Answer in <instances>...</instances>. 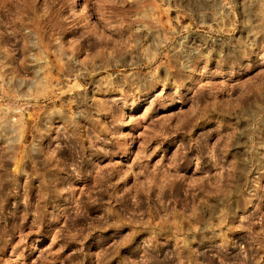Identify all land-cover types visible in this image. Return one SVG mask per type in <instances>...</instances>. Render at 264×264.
Masks as SVG:
<instances>
[{"label": "rangeland", "instance_id": "1", "mask_svg": "<svg viewBox=\"0 0 264 264\" xmlns=\"http://www.w3.org/2000/svg\"><path fill=\"white\" fill-rule=\"evenodd\" d=\"M72 2L0 0V264H264V0Z\"/></svg>", "mask_w": 264, "mask_h": 264}, {"label": "bare ground", "instance_id": "2", "mask_svg": "<svg viewBox=\"0 0 264 264\" xmlns=\"http://www.w3.org/2000/svg\"><path fill=\"white\" fill-rule=\"evenodd\" d=\"M72 3H74V4H77V5H80V0H73V2ZM38 24V23H37ZM20 25V24H19ZM39 25V24H38ZM34 26V25H33ZM41 27V26H40ZM39 28V27H38ZM20 29V28H19ZM33 34V33H32ZM31 34V35H32ZM28 36V35H27ZM8 40H9V38H7ZM26 39V37L24 36V40ZM30 39V38H29ZM28 40V39H27ZM26 41V40H25ZM31 41V40H30ZM5 42V41H4ZM28 42V41H27ZM7 43H8V41H7ZM33 43V42H32ZM31 43V44H32ZM35 44V43H34ZM33 46V45H32ZM29 47V46H28ZM26 66V65H25ZM26 69V68H25ZM24 69V70H25Z\"/></svg>", "mask_w": 264, "mask_h": 264}]
</instances>
